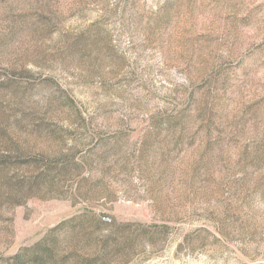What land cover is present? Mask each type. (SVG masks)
I'll list each match as a JSON object with an SVG mask.
<instances>
[{"label":"rangeland","instance_id":"1","mask_svg":"<svg viewBox=\"0 0 264 264\" xmlns=\"http://www.w3.org/2000/svg\"><path fill=\"white\" fill-rule=\"evenodd\" d=\"M0 264H264V0H0Z\"/></svg>","mask_w":264,"mask_h":264}]
</instances>
